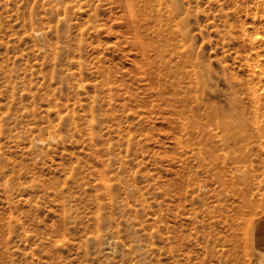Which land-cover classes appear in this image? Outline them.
<instances>
[{
    "label": "rangeland",
    "instance_id": "1",
    "mask_svg": "<svg viewBox=\"0 0 264 264\" xmlns=\"http://www.w3.org/2000/svg\"><path fill=\"white\" fill-rule=\"evenodd\" d=\"M95 3L0 0V264H264V0Z\"/></svg>",
    "mask_w": 264,
    "mask_h": 264
},
{
    "label": "bare ground",
    "instance_id": "2",
    "mask_svg": "<svg viewBox=\"0 0 264 264\" xmlns=\"http://www.w3.org/2000/svg\"><path fill=\"white\" fill-rule=\"evenodd\" d=\"M95 1L101 2V1H104V0H57V4H60V5H50V9L51 10H56V9H60V7H63V8H65V10L68 11V10H71V9L72 10H76L77 8H89V7H94L95 8L96 4H97V3H95ZM106 1H108V2L111 1L113 3L121 4L122 6H126V7L130 8L132 10L135 8V5H136V0H106ZM33 32L36 35H38L41 39L43 38L39 29L34 28ZM42 43H43V41H42ZM252 95H253V93H252ZM37 140H38V142H41V143L43 142V140H40V139H37ZM255 175L256 174L252 170V172H250L248 174V176L246 177V179H247L246 183L247 184L250 183V184H253V185H256V184H261L262 185V184H264V183H262V179L257 178ZM257 179H259V180H257ZM262 212L264 213V210ZM248 221H249V219H248ZM252 222H253V220H252ZM253 223H254L253 228L255 229L256 238H259V243L258 242L257 243H258L259 246L261 245V247L264 248V217L261 218L258 221H257V219L254 220ZM251 227H252V225H251ZM253 228H251V229L254 230ZM255 234L253 233V235H255ZM252 238H253V236H252ZM253 240H255V239L253 238ZM261 247H259V248H261ZM256 250H258V249H256ZM263 250L264 249H262L261 251H263ZM262 254H263V252H262Z\"/></svg>",
    "mask_w": 264,
    "mask_h": 264
}]
</instances>
